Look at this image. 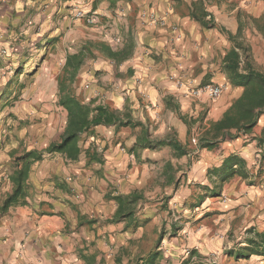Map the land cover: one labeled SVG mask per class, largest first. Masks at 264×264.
<instances>
[{
	"label": "crops",
	"instance_id": "0c3cea01",
	"mask_svg": "<svg viewBox=\"0 0 264 264\" xmlns=\"http://www.w3.org/2000/svg\"><path fill=\"white\" fill-rule=\"evenodd\" d=\"M195 1L0 0V208L12 190L9 163L19 143L37 149V100L46 97L38 86L48 82L53 92L46 99L57 104L68 57L88 41L125 55L95 51L78 70L76 94L130 122L84 132L78 159L54 153L34 162L28 203L5 215L0 209V264H90L89 257L92 264H132L162 231L165 264H264L261 252L237 256L239 248H260L249 239L264 232V178L250 184L238 173L225 178L224 169L225 159L237 155L256 175L264 114L251 133L233 129L232 139L222 140L214 126L243 92L224 68L229 33L238 31L240 10L264 37L250 19L264 17V0H206L215 27L193 19ZM77 10L95 12L98 24L77 18ZM153 15L157 25L149 23ZM208 83L222 87L219 98L192 94ZM195 135L202 146L192 159ZM173 140L188 150L179 152ZM210 142L218 146L206 147ZM133 192L142 195L138 217L147 219L137 229L117 218L119 197Z\"/></svg>",
	"mask_w": 264,
	"mask_h": 264
},
{
	"label": "trees",
	"instance_id": "16d2710c",
	"mask_svg": "<svg viewBox=\"0 0 264 264\" xmlns=\"http://www.w3.org/2000/svg\"><path fill=\"white\" fill-rule=\"evenodd\" d=\"M206 0H197L193 2L191 16L193 19L200 21L203 26L215 27L212 22L213 17L209 16L205 7ZM249 14L238 11L239 27L236 34L229 33V37L233 42V47L224 57L225 71L234 86L243 88L241 96L234 99L231 106L227 109L224 116L214 126L221 135L222 140L234 138L232 130L235 129L241 133H251L258 124L259 118L264 114V71L258 69L253 60L252 47L243 40V30L245 24H248ZM253 23L260 29L263 27L264 17L259 21L250 16ZM262 30V29H261ZM105 51L111 57L120 59L124 57L121 51H114L104 42L88 41L84 44L83 49L78 53L69 55L67 63L64 67L63 74L59 84L58 106L62 107L67 113V122L60 138L51 141L45 148L25 150L22 154L15 156L9 163L11 166L10 180L12 182V190L4 199L1 205V215L8 213L11 206L25 205L28 198L31 197V181L30 172L35 161L45 158L47 154H61L65 159H78L82 147L80 146L81 135L93 126L104 124L111 125L119 122L120 126L128 125L130 122H123L120 119L119 112L111 109L109 106L99 104L96 99L85 102L83 98L76 94L77 74L80 66L85 60L95 58V51ZM259 146H264V128L258 140ZM159 144H162L160 142ZM171 144L181 153L187 151V147L178 140L171 141ZM202 146V145H201ZM204 146V145H203ZM206 147H216L217 142H210ZM97 151L88 152L89 157L97 158ZM260 158V166L256 175L250 177L246 168L238 164V156L230 155L224 161L225 172L229 171L227 177L235 174L250 178V184H261L264 178V149ZM142 195L133 192L130 195L119 197V207L117 218H127L129 225L137 229L141 224L147 222V219L138 217L136 207ZM175 231V230H174ZM164 238V231L160 234L156 242L148 251H144L143 255L138 257L132 264H165L163 262V254L161 245ZM251 244L260 247L258 250L253 249L246 252L245 249L239 248L238 257H248L251 254L261 252L264 254V232L257 233L255 237L249 239ZM91 258V259H89ZM89 263H93L94 257H89ZM189 260L183 261L181 264H189ZM206 264V263H200Z\"/></svg>",
	"mask_w": 264,
	"mask_h": 264
},
{
	"label": "rangeland",
	"instance_id": "374dc122",
	"mask_svg": "<svg viewBox=\"0 0 264 264\" xmlns=\"http://www.w3.org/2000/svg\"><path fill=\"white\" fill-rule=\"evenodd\" d=\"M262 22L264 28V21ZM97 24H89V25L96 26ZM244 29H245L244 39L245 42L249 43V45H251L252 47L253 60L255 59V55L257 58L256 60L257 62H255L256 64L255 66L256 67L258 66L260 69H264V37H259L254 31H251L248 28L247 24H245ZM46 79L48 81V78ZM38 87H40L42 90L41 96H44L46 93V97L37 100V106L41 108V114L37 113V149H42L45 148L44 147L45 144L51 142L54 139L58 140L60 138V135L65 127V123L67 120V113L62 107L58 106V104H56L53 99H46L48 98L47 96H50L51 93L53 92V87L50 88L48 82L41 83V85ZM30 123L35 124L34 121H31ZM12 136L14 135L12 134ZM18 143L19 142L17 141L15 142L13 141L12 146L18 147L17 146ZM25 150L26 149H23L21 147V144L19 143V147L17 149L18 153L22 154ZM261 154L259 156V159L261 158ZM2 155L3 154L0 153V159H2ZM239 236L240 235L238 236L229 235L226 237V239L232 241V240H236ZM241 241L242 238L239 242ZM232 250L233 248H226L225 253ZM218 252L220 251L218 250ZM216 261H217L216 264H223V262H221L220 259H217Z\"/></svg>",
	"mask_w": 264,
	"mask_h": 264
},
{
	"label": "built area",
	"instance_id": "2783aa9c",
	"mask_svg": "<svg viewBox=\"0 0 264 264\" xmlns=\"http://www.w3.org/2000/svg\"><path fill=\"white\" fill-rule=\"evenodd\" d=\"M76 17L77 18H82L85 19L87 23L89 24H97L98 23V15L95 12H85L83 10H77L76 12ZM150 24L157 25L159 20L153 15L150 17ZM175 31L178 29L176 27L173 28ZM223 92V89L220 85L214 84V83H208L205 85H202L200 87H197L192 90V94L196 97H202V96H207L208 98L212 100H216L221 96ZM192 143L194 144V149L190 150L188 155L194 159L198 153L200 152L201 149V143L198 137L195 135L192 138Z\"/></svg>",
	"mask_w": 264,
	"mask_h": 264
}]
</instances>
